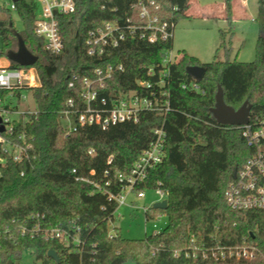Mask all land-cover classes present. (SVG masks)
<instances>
[{"label":"trees","instance_id":"obj_1","mask_svg":"<svg viewBox=\"0 0 264 264\" xmlns=\"http://www.w3.org/2000/svg\"><path fill=\"white\" fill-rule=\"evenodd\" d=\"M137 1L74 0L75 12L57 17L64 42L58 55L46 51L34 33L37 6L33 0L15 2L21 30L14 28L9 16L0 18V57L17 49L19 33L28 50L38 57L27 67L35 70L40 81L32 92L36 114L29 115L24 124L14 125V134H24L32 146L29 157L20 163L6 157L0 165V264L20 263L24 255L40 264H264V210L233 211L224 198L233 171L252 149L246 145L241 128L216 123L210 112L220 85L227 105L237 109L248 101L250 120L264 118V0H257L252 61L222 60L215 55L203 63L183 52L167 66L171 109L164 117L141 112L136 123L121 122L106 129L83 126L65 132L66 102L73 98L77 103L81 88L79 82L74 88L67 87L71 74L91 78L95 68L121 64L123 71L114 72L105 81L101 96L135 89L137 80H155L146 70L160 68L163 55L172 49L173 38L149 43L127 37L100 57L86 51L87 32L103 22L124 25L127 18L141 22L132 6ZM152 1L159 5L155 13L160 20L174 26L188 6V0ZM226 2L229 10V0ZM0 11L10 10L0 7ZM229 45L222 32L217 52L224 49L228 53ZM195 65L204 67L197 81L199 91L182 87L192 81L185 68ZM8 67L23 66L8 61ZM6 93L0 90V99ZM162 123L166 132L164 160L138 190L160 187L167 192L166 209L150 206L148 212H165L167 225L160 233L140 239L122 237L115 228L116 235L109 238V223L118 207L110 195H120L123 187L118 176L128 173L153 140L152 129ZM37 224L40 229L62 226L72 233L77 230L78 249L21 233ZM190 237L202 239L207 247L250 245L256 255L248 260L174 257L172 251L186 246ZM49 250L58 255L57 263L47 255Z\"/></svg>","mask_w":264,"mask_h":264},{"label":"built area","instance_id":"obj_2","mask_svg":"<svg viewBox=\"0 0 264 264\" xmlns=\"http://www.w3.org/2000/svg\"><path fill=\"white\" fill-rule=\"evenodd\" d=\"M33 1L37 6L34 33L46 51L58 55L64 50V42L57 17L74 13V0ZM132 6L136 7L137 16L141 22L136 23L131 18H127L124 25L108 21L89 30L85 38L88 55L100 57L106 49L117 47L127 37L145 40L149 43L173 38L175 26L172 22L160 20L155 13L159 9L158 4L152 0L146 2L138 0ZM9 9L15 10V2L12 1L9 4ZM171 50H167L163 55L158 70L154 67L147 68V75L155 77V80H137V88L119 91L108 96H101L99 91L104 88L105 81L110 79L114 72L123 71L121 64L116 66L108 64L105 67L95 68L91 78L87 76L79 78L75 73L71 74L67 87L74 88L75 82H79L81 88L77 103L73 98H69L66 102L67 109L64 111L66 134L83 126L97 125L101 129H106L121 122L136 123L141 112H153L164 117L171 109L165 79L168 74L167 66L176 61ZM36 78L40 85L39 78L32 67L9 68L0 65V90L7 91L6 96L0 99V124L4 128L0 132V165L5 163L6 157H10L16 163L23 162L29 157L28 150L32 146L26 142L24 134H14V125L15 123L24 124L29 120V115L36 114V109L19 111L10 105V100L15 95L24 98L21 93L26 90L32 93L33 88L37 87ZM182 87L199 91L197 82L194 80L189 84H183ZM15 90H19L20 93L15 94ZM12 114L19 117L12 118ZM236 127L241 128V135L246 145L252 149V154L235 170L233 181L225 189L226 204L233 211L264 210V118L255 117L253 120L249 119L247 124ZM152 134L153 140L139 153L128 173L118 176L119 181L123 183L122 191L118 196L110 195V198L117 201L118 206L128 204L124 197L126 191L136 194L137 198H144L145 190L138 189L146 183L150 171L164 160L166 141L164 123L154 127ZM92 153L93 151L89 150V154ZM152 190L158 196L154 202L167 200L165 190L160 187H154ZM128 205L134 207L131 202ZM150 206L152 205L144 208L146 221L167 217L165 212L150 215L148 213ZM160 232L154 231L149 235H156ZM21 233H27L30 237L37 235L46 240H58L75 249H78L80 245L77 230L72 233L62 226L40 229L37 224L28 230L23 228ZM114 235H116L115 228L109 229L108 237L112 238ZM172 255L191 259L200 257L214 260H248L255 257L256 249L246 244L207 247L202 239L197 240L195 237H190L186 246L174 249Z\"/></svg>","mask_w":264,"mask_h":264},{"label":"rangeland","instance_id":"obj_3","mask_svg":"<svg viewBox=\"0 0 264 264\" xmlns=\"http://www.w3.org/2000/svg\"><path fill=\"white\" fill-rule=\"evenodd\" d=\"M12 0H0L2 9L10 10ZM226 0H188V6L176 24L173 31V45L171 54L175 60L183 52L196 57L200 62H210L215 55L219 59L249 62L254 59L257 38V0H229L227 10ZM9 16L16 30H21L22 21L14 10L0 11V18ZM225 32L226 43H230V51L217 49L220 35ZM7 61L0 57V65ZM22 97L13 96L10 105L19 111L34 110L36 104L30 91H23ZM12 118L19 117L16 114ZM26 117V116H25ZM126 203L120 204L109 229L117 228V232L125 238L140 239L154 231H162L167 225V217L146 221L144 208L152 205L158 196L152 189L145 190L144 198H137L136 194L126 191ZM20 264H40V261L24 255ZM123 264H132L127 261Z\"/></svg>","mask_w":264,"mask_h":264},{"label":"water","instance_id":"obj_4","mask_svg":"<svg viewBox=\"0 0 264 264\" xmlns=\"http://www.w3.org/2000/svg\"><path fill=\"white\" fill-rule=\"evenodd\" d=\"M17 2L18 0H12ZM18 47L16 50H11L7 52L6 58L8 61H12L20 66H32L37 60L38 57L31 53L26 47L23 39L16 33ZM186 74L194 81H199L204 73V67L200 65L187 66L185 68ZM38 80L36 78V86H38ZM215 103L210 112L216 121L220 125H231V126H240L245 125L249 122L250 119V110L251 104L248 101H244L240 107L234 109L232 106L227 105L223 99V90L220 85H217V91L214 95ZM4 130L3 126L0 124V132ZM235 171H233V175ZM152 207L155 209H166L167 200L156 201L152 204ZM47 255L54 259L57 263L59 261L58 255L53 251L49 250Z\"/></svg>","mask_w":264,"mask_h":264},{"label":"crops","instance_id":"obj_5","mask_svg":"<svg viewBox=\"0 0 264 264\" xmlns=\"http://www.w3.org/2000/svg\"><path fill=\"white\" fill-rule=\"evenodd\" d=\"M1 66H8V60H7V61H5V63H4V64H1Z\"/></svg>","mask_w":264,"mask_h":264}]
</instances>
